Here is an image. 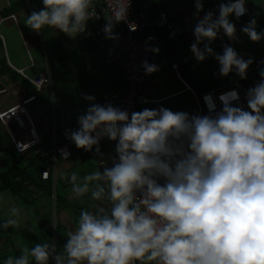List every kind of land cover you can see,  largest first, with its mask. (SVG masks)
I'll use <instances>...</instances> for the list:
<instances>
[{"label":"clouds","instance_id":"1","mask_svg":"<svg viewBox=\"0 0 264 264\" xmlns=\"http://www.w3.org/2000/svg\"><path fill=\"white\" fill-rule=\"evenodd\" d=\"M129 3L117 4L105 20L106 39H118L113 27L125 20ZM246 3L219 0L214 11H204V0H193L189 52L197 63L214 59V75L221 78L234 73L244 80L253 64L230 44L219 53L211 47L221 35L238 40L230 17L245 14ZM40 4L24 20L37 34L48 30L74 39L96 15L93 0ZM240 33L252 43L264 40L255 16ZM151 39L144 51L156 55ZM257 67L259 79L245 93L246 107L232 89L215 101L205 95L204 114L164 106L129 113L82 94L88 106L76 116L77 127L65 132L100 167L83 177L72 172L68 180L75 197L90 194L95 203L81 209L62 248L52 242L25 245L0 264H264V60ZM140 68L146 76L159 70L147 59ZM103 139L114 143L110 167L102 159ZM21 212L10 206L0 229L19 227Z\"/></svg>","mask_w":264,"mask_h":264},{"label":"crops","instance_id":"2","mask_svg":"<svg viewBox=\"0 0 264 264\" xmlns=\"http://www.w3.org/2000/svg\"><path fill=\"white\" fill-rule=\"evenodd\" d=\"M13 1L12 3L11 0H0V35L3 38L6 57L14 68L22 70L29 77L48 74L52 86L50 92L44 89L40 93H34L20 75L6 66L0 44V149L5 150L0 154V169H6L13 160L26 156L28 151H33L40 145H47L51 131L56 130L59 133L65 128H76V116L87 107V102L81 98L82 94L93 95L97 103L104 104L108 99H118L124 93L120 72L103 63V56L112 48L109 45L110 40L104 36H95L99 27L95 20H89L85 33L74 39L48 30L37 34L25 26L24 20L28 13L41 7L40 0ZM209 2L210 0H204V11L214 10ZM189 7H193V0H135V8L153 18L158 11L177 9L175 11L181 14ZM2 29L16 34L24 56L28 60L31 59L29 65H17L12 60V45L6 40ZM113 32L116 35L122 33L121 26H114ZM79 36L83 40L82 49L78 42ZM163 54L166 56L162 58H166L173 53ZM191 57L189 56L190 59ZM30 71H33V74H30ZM164 71H167L168 77ZM157 81L158 85L152 86L149 92L158 97L167 95L176 84L167 68L161 71ZM40 94L43 95L42 98L38 97ZM167 101L169 100L165 102ZM60 102L66 104L61 113L65 118L62 119L56 117V107H59ZM15 128L19 129L17 135L14 134ZM109 143H100L104 160L114 154V143ZM70 149L69 160L55 162L54 201L50 198L51 188L48 193L37 190L22 192L20 196L13 195L9 190L0 191V223L8 218L10 206L22 209L19 227L0 229V261L7 256H17L25 245L31 247L38 242H52L57 248H62L67 233L73 229L81 209L91 210L90 205L95 202L91 200L90 194L75 197L71 192L68 176L75 172L79 177H83L97 170L98 164L93 154L83 161L80 160V153L74 145H71ZM37 161L43 173L47 164L39 157ZM57 161L63 165V169L55 173ZM88 161L91 163L86 164ZM41 173L39 178L43 180ZM59 182L64 187H59Z\"/></svg>","mask_w":264,"mask_h":264},{"label":"built area","instance_id":"3","mask_svg":"<svg viewBox=\"0 0 264 264\" xmlns=\"http://www.w3.org/2000/svg\"><path fill=\"white\" fill-rule=\"evenodd\" d=\"M152 2L153 0H147ZM127 0H95L93 7L95 9L96 15L93 17L99 27L95 32L96 37H102V29L105 25V20L115 13L117 4H124ZM247 9V7H246ZM193 7H189L186 12L181 14L173 11H158L156 16L150 17L144 11L135 8V0H130L128 5V12L125 20L115 23L114 26L120 25L122 28V33L118 34V39L115 41L110 40L109 45L111 46V51L103 56V63L107 67L116 68L122 76L124 83V93L118 99H108L107 102H111L115 106H119L122 109L127 110L129 113L133 111H139V108L143 105H152L158 107L160 104L166 100H170L174 97H177L182 94H187L190 100V107L185 108L184 111L189 113H201L204 114L207 109L203 102V97L205 95H211L212 99L215 101L216 97L228 90L235 89L239 94V103L246 107V102L244 100L245 93L249 87L244 86L238 80V77L233 73V83L229 85H223L217 88H211L207 91H195L184 78L181 77L178 65L176 63H171L167 69L170 72L171 77L174 79L178 86V90L171 91L164 97H158L151 95L150 88L156 87L158 85L157 77L160 75L162 70L151 75H144L142 69L140 68V63L142 60L147 59L150 63H156L159 66L160 60L162 57H165L161 52L162 46L165 42L175 40L182 36L191 35L193 33V27L196 23L195 19H192ZM208 11V10H205ZM203 12L201 13V16ZM11 18L14 19L13 16ZM246 18L247 22L251 18L249 11L247 9L246 13L243 14L239 19ZM236 30L240 27H235ZM161 29L165 33V39H160L155 37L149 41V46H156L159 48V52L156 55H153L151 52H145L144 46L145 41H138L136 36L146 30H157ZM220 42L214 47H221L222 44H230L232 47L231 41L222 35L219 37ZM79 45L80 48H83L82 37L79 36ZM0 44L2 48L3 58L5 64L12 69L15 73L20 75L22 79L32 88L34 93H40L42 90L46 89L49 92L51 91V79L48 74H40L35 77L27 76L22 70L14 68L8 61L5 52V46L3 38L0 35ZM234 48V47H233ZM167 58V57H166ZM31 61V59L29 58ZM190 58L186 57L182 59V62L189 61ZM1 68V67H0ZM217 109L220 105L217 101ZM235 103V102H234ZM88 106V105H87ZM65 130H71L70 128L62 129L57 135V131L53 130L50 132L49 136V145L47 148H42L41 146L36 147L33 151H28L27 154L31 156L39 157L41 160L45 161L47 167L43 173H41L43 180L47 179L51 184V194L50 198L55 200V181H54V170L56 160L66 161L71 158V149L70 146L73 145L71 141L66 136ZM106 141L107 139L101 140V142ZM100 142V143H101ZM113 143V142H110ZM63 152H67L69 155L65 159L62 156ZM26 154V155H27ZM114 155V154H113ZM100 167L98 158L93 156ZM105 166H111L110 159L104 160ZM25 189L27 191H35V185L32 182H27L25 184ZM51 233H53V215Z\"/></svg>","mask_w":264,"mask_h":264},{"label":"rangeland","instance_id":"4","mask_svg":"<svg viewBox=\"0 0 264 264\" xmlns=\"http://www.w3.org/2000/svg\"><path fill=\"white\" fill-rule=\"evenodd\" d=\"M13 3L14 1L11 0ZM219 0H210L209 5L213 6V8L218 4ZM246 7L249 11V14L251 18L255 16L257 20V31L260 29H264V0H247ZM212 8V9H213ZM215 10V9H214ZM213 10V11H214ZM230 20L236 27H241V25L247 23V19H238L233 20L230 17ZM6 40L11 43L12 45V60L17 65H29V60L24 56V53L22 52L21 47L19 46L17 42L16 34H11V32L6 31L5 29H2L1 31ZM238 40L231 41L234 49L237 51L238 54L243 56L245 59L248 57L253 58V64L249 66L247 71V78L244 80H239L241 84H243L246 87H251V84L258 81V62L261 60H264V40H261L258 43H252L248 40V38L240 33V28L236 30ZM176 50L173 52L172 55H170L167 58H162L159 63V69L164 70L167 68L171 63H176L179 68V72L182 78L185 79V81L197 92L199 91H207L211 88H217L222 85H229L233 83V73H230L227 77H219L218 75H214L218 72V65L214 59L209 57L205 61L201 63H197L193 57L187 62H182L183 58L191 56L189 52V46L193 42V35H187L182 36L179 39L174 40ZM220 42V39L218 38L215 40L211 47L218 45ZM213 50L217 53L221 51V47H214ZM167 77L168 73L167 71L163 72ZM30 74H33V71H30ZM165 79V76L164 78ZM173 89L171 91L178 90V86L175 84L173 85ZM44 94V93H42ZM40 94L38 97L42 98L43 95ZM152 95V94H151ZM160 106H164L167 108H170L173 111H184L186 107H190V100L189 96L187 94H182L177 97H174L170 99L169 101L161 104ZM154 108L152 105H143L141 106L140 110L142 108ZM66 104L64 102L59 103V107H56V117L57 118H65L64 115L61 113L65 110ZM61 125V123L59 122ZM59 125V126H60ZM19 133V129H14V134L17 135ZM47 145H40L43 149L47 148L49 145V137L47 141ZM60 161V160H59ZM57 161V171H61L63 168H61L63 165ZM90 164L91 162L88 161L86 164ZM62 165V166H61ZM65 165V164H64ZM68 166V164H66ZM29 172V171H28ZM64 187V185L59 182V187Z\"/></svg>","mask_w":264,"mask_h":264},{"label":"trees","instance_id":"5","mask_svg":"<svg viewBox=\"0 0 264 264\" xmlns=\"http://www.w3.org/2000/svg\"><path fill=\"white\" fill-rule=\"evenodd\" d=\"M148 37H151L152 39H154L155 37L165 39V33L161 29H157L154 31L146 30L139 33L136 36V39L138 41H146ZM175 50V41L165 42V44L161 48V52L165 54L173 53L175 52ZM253 84H251V86ZM57 135L60 136L58 132ZM101 143L108 144V142L106 141H103ZM4 151L5 150L0 149V154ZM78 151L80 153V160L85 161L92 156V152H85L82 149H78ZM42 170L43 169L40 167V163L37 161L36 156L26 155L24 157L13 160L9 167H7L6 169H0V191L9 190L13 195L20 196L22 192H29L25 189V184L27 182H32L35 185L34 192H36L37 190H41V192L45 191V193H48L51 188V184L48 180H41L39 178Z\"/></svg>","mask_w":264,"mask_h":264}]
</instances>
